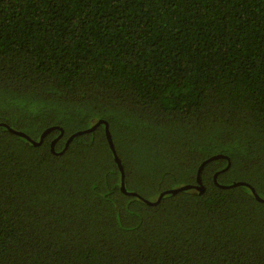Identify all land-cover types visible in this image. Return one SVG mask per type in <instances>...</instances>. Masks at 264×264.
Masks as SVG:
<instances>
[{
    "label": "trees",
    "instance_id": "16d2710c",
    "mask_svg": "<svg viewBox=\"0 0 264 264\" xmlns=\"http://www.w3.org/2000/svg\"><path fill=\"white\" fill-rule=\"evenodd\" d=\"M101 119L126 191L103 123L65 148ZM236 181L264 197V0H0V264H264Z\"/></svg>",
    "mask_w": 264,
    "mask_h": 264
},
{
    "label": "water",
    "instance_id": "95a60500",
    "mask_svg": "<svg viewBox=\"0 0 264 264\" xmlns=\"http://www.w3.org/2000/svg\"><path fill=\"white\" fill-rule=\"evenodd\" d=\"M102 123L105 125V130H106V134H107L108 141H109V143H110L111 148L113 149V152H114V154H115V159H116V161H117V163H118V165H119V167H120V170H121V172H122V189H123L124 191H126V189H125V183H124V178H125L124 167H123V165H122V163H121V159H120L119 156L117 155V152H116V149H115V145H114V143H113L112 135H111V132H110V129H109V123H108L106 120L101 119V120H99L95 125H93V126H91V127H89V128H86V129H83V130H78V131L72 133V134L69 136V138L67 139V141H66L65 148L68 146L69 142H70L75 136H77V135H79V134H82V133H85V132L92 131L94 128H96L98 125H100V124H102ZM9 129H10L11 131H13V132H15V133L21 135V136L26 137L27 139H29V140H30L32 143H34V144H40V143L43 141L44 136L47 134V132H48L50 129H52V127L46 129V130L41 134L40 139H39L38 141H36V140H34L33 138H31L29 135H27V134H26L25 132H23V131H17V130H14V129H12V128H9ZM52 144H53V143H52ZM53 146H54V145H52V150L54 149ZM220 157H226V156H225V155H222V154H215V155H211V156H209L208 158H206L205 160L202 161V163H201V165H200V167H199L198 176H197V183H196V184H185V185H181V186H178V187L169 188V189L163 190V191L159 194V196H158V198H157L156 200L152 201V200L145 199V201H146L147 203H157V202H159V201L161 200V198H162L165 194H168V193H177V192H179V191H181V190H186V189H189V188H196L197 190H199L200 192H202V191L205 189V186H204L203 181H202V178H201V171H202L204 165H205L207 162H209V161H211V160H213V159H216V158H220ZM229 165H230V163L228 164L227 167H229ZM216 178H217V173H216L215 176H214V180H215L216 183H217V179H216ZM239 184H246L248 187H250V188L252 189V191H253V193L255 194L256 198H257L258 200L264 202V197H261V196L255 191V188H254L252 185H250L249 183H247V182H244V181H236V182H233V183H231V184H219V185L222 186V187H228V186H234V185H239ZM129 193L132 194V195H137V194H138V193H136V192H129Z\"/></svg>",
    "mask_w": 264,
    "mask_h": 264
}]
</instances>
